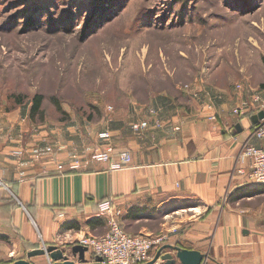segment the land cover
<instances>
[{
  "label": "rangeland",
  "instance_id": "1",
  "mask_svg": "<svg viewBox=\"0 0 264 264\" xmlns=\"http://www.w3.org/2000/svg\"><path fill=\"white\" fill-rule=\"evenodd\" d=\"M92 2L0 0V154L40 142L48 152L69 147L77 164L90 160L108 147L99 134L117 137L143 108L156 116L148 104L163 92L192 105L211 90L230 101L232 115L242 108L241 119L264 104V0H100L96 14ZM114 8L119 15L102 24ZM37 94L44 115L31 121ZM214 105L207 100L209 119ZM135 125L148 129L146 121ZM190 217L178 211L145 225L159 235L168 222L170 235L171 221ZM4 238L0 264L12 249Z\"/></svg>",
  "mask_w": 264,
  "mask_h": 264
},
{
  "label": "crops",
  "instance_id": "2",
  "mask_svg": "<svg viewBox=\"0 0 264 264\" xmlns=\"http://www.w3.org/2000/svg\"><path fill=\"white\" fill-rule=\"evenodd\" d=\"M200 98L182 105L168 92L159 93L148 104L156 116L143 108L117 137L108 131L107 141L96 139L111 149L108 163L90 157L72 169L75 154L69 147L48 152L40 142L15 149L21 150L18 157L5 149L0 154V238L13 240L7 254L17 257L9 256L6 263L44 246L66 249L80 246L84 236L104 235L107 220L98 216L97 205L108 200L128 235L153 236L145 224L158 217L174 220L185 211L190 218L171 221L176 233L169 235L168 222L161 223L167 245L206 255L204 264H264V186L249 179L250 160H239L246 143L259 146L250 137L253 116L232 115L230 101L211 90ZM208 99L215 103L214 120L208 118ZM141 121L148 129L132 131L130 125ZM121 153L130 155V163L111 170Z\"/></svg>",
  "mask_w": 264,
  "mask_h": 264
},
{
  "label": "built area",
  "instance_id": "3",
  "mask_svg": "<svg viewBox=\"0 0 264 264\" xmlns=\"http://www.w3.org/2000/svg\"><path fill=\"white\" fill-rule=\"evenodd\" d=\"M264 113V104L257 108L256 113ZM242 108H235L233 114L241 116ZM210 119L214 120V117ZM141 125H135L134 131L138 132ZM146 127V125H142ZM250 137L259 142V146H254L246 143L240 154L239 160H250L249 179L256 185L264 186V117L253 125ZM110 135L108 133L99 134V139L108 140ZM111 159V149L109 147L105 150H96L92 155V160L97 163H108ZM131 161L128 153H121L118 157V162L112 163L111 170L118 171L122 167L127 166ZM72 169L77 168L75 163ZM58 169H62L61 166ZM0 187H4L0 181ZM98 216L106 218L107 231L100 237L84 236L79 240V245L87 249L90 257H100L101 264H145L153 259V253L164 247L169 242L167 233H160L159 235L131 236L125 233L118 217L120 212L115 211L110 201L104 200L97 205ZM46 246L41 249H45Z\"/></svg>",
  "mask_w": 264,
  "mask_h": 264
},
{
  "label": "water",
  "instance_id": "4",
  "mask_svg": "<svg viewBox=\"0 0 264 264\" xmlns=\"http://www.w3.org/2000/svg\"><path fill=\"white\" fill-rule=\"evenodd\" d=\"M264 117L260 112L252 117V124ZM87 249L81 246L61 249L56 246H46L45 249H35L26 254V259L14 261L10 264H32L30 259L37 257H46L47 264H101L100 257L85 258ZM208 260L206 255L198 251L181 249L176 246L165 245L159 249L153 259L145 264H204Z\"/></svg>",
  "mask_w": 264,
  "mask_h": 264
},
{
  "label": "trees",
  "instance_id": "5",
  "mask_svg": "<svg viewBox=\"0 0 264 264\" xmlns=\"http://www.w3.org/2000/svg\"><path fill=\"white\" fill-rule=\"evenodd\" d=\"M35 1H37V0H34V2ZM100 0H94V2H92V3H94V5H92V7H94V9H91V10H93L91 13L93 14H96L97 12H99V13H101L103 10H104V8H103V6H98V8H101V10H98V11H94L95 9H96V7L95 6H97V3L99 2ZM177 1H180V0H177ZM119 7V6H118ZM119 8H114V9H112L111 10V12L108 14V17L106 18V20H104V22L102 23V24H107V23H109L111 20H113L115 17H117L118 15H119V11L120 10H118ZM91 13H90V15L88 16V18L91 16ZM101 24V25H102ZM18 103L20 104L21 103V101H18ZM42 104H43V96L42 95H35L34 97H33V99H32V102H31V107H30V110H29V119L31 120V121H34V120H36L37 118L38 119H40V120H42L43 119V111H42V109H41V107H42ZM53 105L55 106V108H56V110L57 111H59V112H63L62 111V109H61V106H60V104L54 99L53 100ZM251 116H254V115H251ZM252 129V128H251Z\"/></svg>",
  "mask_w": 264,
  "mask_h": 264
}]
</instances>
